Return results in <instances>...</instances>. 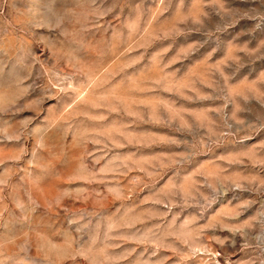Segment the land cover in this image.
<instances>
[{
	"label": "rangeland",
	"instance_id": "374dc122",
	"mask_svg": "<svg viewBox=\"0 0 264 264\" xmlns=\"http://www.w3.org/2000/svg\"><path fill=\"white\" fill-rule=\"evenodd\" d=\"M0 264H264V0H0Z\"/></svg>",
	"mask_w": 264,
	"mask_h": 264
}]
</instances>
